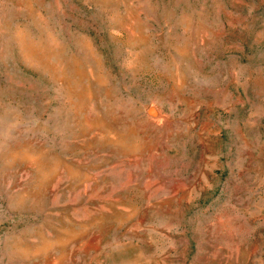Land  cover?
<instances>
[{"label":"rangeland","instance_id":"1","mask_svg":"<svg viewBox=\"0 0 264 264\" xmlns=\"http://www.w3.org/2000/svg\"><path fill=\"white\" fill-rule=\"evenodd\" d=\"M0 264H264V0H0Z\"/></svg>","mask_w":264,"mask_h":264},{"label":"water","instance_id":"2","mask_svg":"<svg viewBox=\"0 0 264 264\" xmlns=\"http://www.w3.org/2000/svg\"><path fill=\"white\" fill-rule=\"evenodd\" d=\"M149 115L154 116V115H155V111H154L153 109H151V110L149 111Z\"/></svg>","mask_w":264,"mask_h":264}]
</instances>
